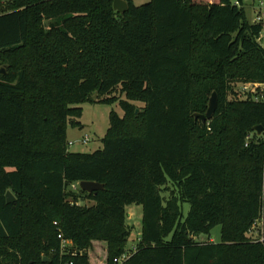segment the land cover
Here are the masks:
<instances>
[{
  "label": "trees",
  "instance_id": "trees-1",
  "mask_svg": "<svg viewBox=\"0 0 264 264\" xmlns=\"http://www.w3.org/2000/svg\"><path fill=\"white\" fill-rule=\"evenodd\" d=\"M126 1L0 0V264H264V100L236 91L264 84V25L243 0ZM94 94L124 116L102 150L72 153Z\"/></svg>",
  "mask_w": 264,
  "mask_h": 264
},
{
  "label": "rangeland",
  "instance_id": "rangeland-1",
  "mask_svg": "<svg viewBox=\"0 0 264 264\" xmlns=\"http://www.w3.org/2000/svg\"><path fill=\"white\" fill-rule=\"evenodd\" d=\"M151 0H135L137 6H142L149 3ZM244 7L247 12L249 20L253 23L256 21V18L259 14L264 13V0H243ZM263 3V4H262ZM262 39L264 41V31L262 34ZM249 84V83H248ZM247 84H238L236 91L239 93H244V87ZM93 99L96 103H85L81 105L83 108V117L79 119V122L82 124L81 127H72L69 126L68 129V144L69 151L72 153H82V154H91L96 151L103 149V140L110 128V114L111 112H116L121 117L124 116V111L122 110L119 103L115 104H102L98 102V94L93 95ZM123 99H126L124 96ZM138 107H143L141 103H135ZM86 138L89 139L88 143L84 144L83 140ZM73 143V145H70ZM164 197L167 199L169 193H163ZM86 206H92V202L82 203ZM184 216L186 217L190 211V205L184 204ZM127 221L129 227L133 229L132 236L128 244V254H130L137 246L139 237L142 230V218H143V207L138 205L127 206ZM262 222L257 224L255 231L248 234V237L251 239H257L259 237V230H262ZM212 242H221V226L216 227L211 235ZM207 235H202L198 238L199 241L205 242L210 239ZM73 244L68 245L64 249V253L67 251L71 252ZM97 254L99 253V248H97ZM101 260V258H99ZM96 262H101L97 260Z\"/></svg>",
  "mask_w": 264,
  "mask_h": 264
},
{
  "label": "water",
  "instance_id": "water-1",
  "mask_svg": "<svg viewBox=\"0 0 264 264\" xmlns=\"http://www.w3.org/2000/svg\"><path fill=\"white\" fill-rule=\"evenodd\" d=\"M114 10L120 14H124L129 10V5L126 0H114ZM0 72L4 74L5 70L2 69ZM217 108H218V95L217 93H213L212 97L210 98L209 107L206 114L204 115L197 114L195 115V117L196 119H201L202 122L205 124L207 123V121L213 119L217 111ZM137 114H139V110L137 111ZM254 130L258 134V136H261L262 133L264 132V128L262 126L255 127ZM79 186L81 190L89 194L105 189V186L103 184L97 182H89V181L80 182ZM7 201L8 203H13L16 201V198L13 196L11 192L7 193ZM45 261H49V259L46 258Z\"/></svg>",
  "mask_w": 264,
  "mask_h": 264
},
{
  "label": "built area",
  "instance_id": "built-area-1",
  "mask_svg": "<svg viewBox=\"0 0 264 264\" xmlns=\"http://www.w3.org/2000/svg\"><path fill=\"white\" fill-rule=\"evenodd\" d=\"M236 4L239 5V3H236ZM253 23H262L264 25V13L259 14L256 18V21ZM263 44H264V41H263ZM243 90L245 91V93L246 92L253 93L254 98L256 100H259V99L264 100V84L249 83L244 87ZM88 141H89V139L86 138L85 140H83V143L86 144V143H88ZM70 145H73V143H70ZM77 186L80 187L78 184V185L73 186V188L76 189ZM59 238L61 239V248H62V252L64 253V249L66 247H68V245L72 244V242L68 239H65L62 235H60Z\"/></svg>",
  "mask_w": 264,
  "mask_h": 264
},
{
  "label": "crops",
  "instance_id": "crops-1",
  "mask_svg": "<svg viewBox=\"0 0 264 264\" xmlns=\"http://www.w3.org/2000/svg\"><path fill=\"white\" fill-rule=\"evenodd\" d=\"M134 4H135V0H133ZM136 5V4H135Z\"/></svg>",
  "mask_w": 264,
  "mask_h": 264
}]
</instances>
